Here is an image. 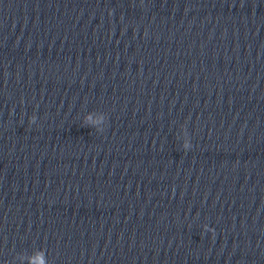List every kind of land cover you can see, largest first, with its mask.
I'll list each match as a JSON object with an SVG mask.
<instances>
[{"label":"clouds","instance_id":"clouds-1","mask_svg":"<svg viewBox=\"0 0 264 264\" xmlns=\"http://www.w3.org/2000/svg\"><path fill=\"white\" fill-rule=\"evenodd\" d=\"M185 147H186V148H190V147H192V146L186 144ZM204 229H205V231H214L213 229L209 228L208 226H205Z\"/></svg>","mask_w":264,"mask_h":264}]
</instances>
